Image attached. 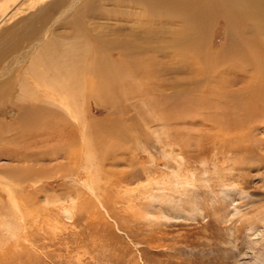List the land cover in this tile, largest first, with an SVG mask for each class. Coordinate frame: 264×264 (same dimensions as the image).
<instances>
[{"label":"bare ground","instance_id":"6f19581e","mask_svg":"<svg viewBox=\"0 0 264 264\" xmlns=\"http://www.w3.org/2000/svg\"><path fill=\"white\" fill-rule=\"evenodd\" d=\"M27 4L21 10L29 13L14 24L20 25L0 35V103L16 109L11 122L0 120V157L22 162L18 174L0 176V192L16 226L47 218V207L40 213L36 196L29 202L24 194L42 190L52 176L63 189L86 190L81 196L71 190L69 204L57 203L69 219L72 204L88 201L115 216L110 202L139 189L129 186L141 178L145 193L156 187L171 194L176 184L185 190L194 147L224 160L235 156L245 162L240 170L254 166L264 185V0ZM219 26L224 37L216 49L212 34ZM87 92L89 105L108 106L104 118L90 115ZM119 138L133 146L126 150ZM121 163L126 168L116 169ZM234 165H224V173ZM263 218L248 221L254 244L264 242Z\"/></svg>","mask_w":264,"mask_h":264},{"label":"rangeland","instance_id":"374dc122","mask_svg":"<svg viewBox=\"0 0 264 264\" xmlns=\"http://www.w3.org/2000/svg\"><path fill=\"white\" fill-rule=\"evenodd\" d=\"M27 1L30 0H0V35L20 25L14 24L29 13L28 8L21 10L28 6ZM220 28L212 34L216 49L224 37V29ZM23 31L22 28L18 30L19 33ZM166 77L171 78L170 75ZM15 87L10 90L13 95L16 94ZM88 94L84 102L89 105ZM10 98L11 95L5 96V99ZM91 105L89 113L94 119L108 114L107 105ZM15 114L16 109L10 102L0 103V120L11 122ZM125 114L123 118L127 119L134 112ZM124 119L120 120L129 127V122ZM259 133L258 136L263 134ZM104 136L109 137V134ZM117 141L129 150L134 140L119 138ZM4 143V147L9 146V141ZM196 143L191 140L192 145ZM192 152L193 159L187 164V169L193 171V177L185 190L182 184H176L171 194L166 189L158 191L156 187L145 193L143 184H147V180L141 178L142 181L129 186L139 185V189L130 191V196L127 197L126 192L119 193L120 202H110L116 213L111 218L102 207L90 201L84 205L72 204V217L67 218L57 203L69 204L66 198L71 190L81 193L79 196L86 190L82 186V189L77 186L63 189L58 178L52 176L44 179L48 180V186L42 190L24 194V199L29 202L35 201L32 197L36 196L38 201L34 203L39 205L40 213L45 212L41 206L47 207V218L43 216L38 221H27V226H16L7 194L0 192V264H264V242L259 240L254 244L248 229V221L256 223L264 216V185L254 166L249 171L240 170L245 162L239 159L238 162L235 156L224 160L214 157L212 151L199 153L196 147ZM145 154L148 156L145 160L150 159ZM202 159L206 164H202ZM150 163L146 162V165ZM223 164L235 165L224 173ZM21 166V161L1 156V180L18 174ZM115 168L126 167L121 163ZM46 196L54 200L46 203ZM24 210L28 220L27 210ZM100 214V219L96 220ZM22 226L27 227L25 234ZM13 229L18 237L12 234ZM25 237L29 238L28 241Z\"/></svg>","mask_w":264,"mask_h":264}]
</instances>
